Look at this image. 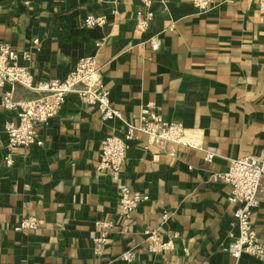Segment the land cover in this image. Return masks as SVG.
<instances>
[{
  "label": "crops",
  "instance_id": "crops-1",
  "mask_svg": "<svg viewBox=\"0 0 264 264\" xmlns=\"http://www.w3.org/2000/svg\"><path fill=\"white\" fill-rule=\"evenodd\" d=\"M141 0H0V42L28 63L36 82L64 79L78 61L95 54L113 106L138 124L143 106L154 103L164 118L199 134L200 149L143 148L129 141L122 183L150 199L129 218L121 215L118 184L96 173L101 145L123 136L122 120L70 94L46 126L42 146L17 147L8 166L5 124L17 120L3 105L40 96L24 86L0 87V264H264L226 250L237 228L231 185L215 181L231 160L259 155L264 146V0H214L207 10L193 0H152L154 19L136 29ZM104 16L89 27L88 16ZM162 44L152 51L148 40ZM102 41L100 47L97 43ZM214 153L211 161L206 153ZM252 222L264 244V185ZM167 213L168 219L163 215ZM35 216V231L17 230ZM114 224L100 253L94 239ZM157 230L174 247L150 250L146 231ZM134 249L136 260L123 259Z\"/></svg>",
  "mask_w": 264,
  "mask_h": 264
},
{
  "label": "built area",
  "instance_id": "built-area-1",
  "mask_svg": "<svg viewBox=\"0 0 264 264\" xmlns=\"http://www.w3.org/2000/svg\"><path fill=\"white\" fill-rule=\"evenodd\" d=\"M149 9L147 12L138 11L136 15V29L146 31L154 19L151 9L152 0H141ZM214 0H193L201 10H207ZM89 27L101 25L105 22L104 16L90 15L85 19ZM162 41L160 37H151L148 40L152 51H158ZM102 41L97 43L100 47ZM30 52L19 54L10 44L0 42V87L5 84H19L40 96L36 99L14 101L10 94L3 99L5 108L16 111L17 120H9L5 124L8 137L7 154L4 160L8 166L14 164L13 151L17 147L42 146L43 137L39 125L46 126L66 105L70 94H77L84 104L97 108L104 120H122L125 127L123 136L109 135L102 141L99 162L96 173L110 177L118 184L120 213L129 218L144 202L150 199L144 192H132L129 186L122 183V169L126 160L129 141L145 137L143 148L152 147L167 150L175 155L179 146L200 149L199 134L185 127L182 122L170 121L164 118L154 103H149L141 109L139 123H131L124 119L121 111L111 102L110 89L104 87L97 67L95 54L81 58L74 69L64 79L36 82L32 69L29 67ZM214 153L207 152L206 159L211 161ZM229 169L225 173L213 174L215 181L223 180L231 185L229 201L235 206L233 226L237 234L226 250L239 259L248 254L264 261V244L258 237L252 215L260 204L259 194L264 185V146L259 155H247L231 160ZM168 219V214L163 215ZM40 220L35 216L25 217L16 226L17 230L35 231L40 227ZM101 226L100 234L94 239L95 250L101 252L108 242L111 228L114 224L98 222ZM150 241V250L155 253H164L174 247L172 240H161L157 230L146 231ZM123 259L129 263L136 260L134 249L125 251Z\"/></svg>",
  "mask_w": 264,
  "mask_h": 264
},
{
  "label": "trees",
  "instance_id": "trees-1",
  "mask_svg": "<svg viewBox=\"0 0 264 264\" xmlns=\"http://www.w3.org/2000/svg\"><path fill=\"white\" fill-rule=\"evenodd\" d=\"M94 27V26H93Z\"/></svg>",
  "mask_w": 264,
  "mask_h": 264
}]
</instances>
